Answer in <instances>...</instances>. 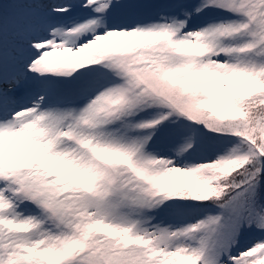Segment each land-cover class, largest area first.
<instances>
[{
    "label": "snow or ice",
    "instance_id": "1",
    "mask_svg": "<svg viewBox=\"0 0 264 264\" xmlns=\"http://www.w3.org/2000/svg\"><path fill=\"white\" fill-rule=\"evenodd\" d=\"M0 264H264V0H0Z\"/></svg>",
    "mask_w": 264,
    "mask_h": 264
}]
</instances>
